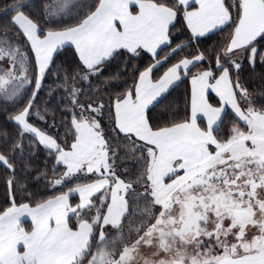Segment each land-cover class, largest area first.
<instances>
[{
    "label": "snow or ice",
    "instance_id": "1",
    "mask_svg": "<svg viewBox=\"0 0 264 264\" xmlns=\"http://www.w3.org/2000/svg\"><path fill=\"white\" fill-rule=\"evenodd\" d=\"M0 184V264H264V0H4Z\"/></svg>",
    "mask_w": 264,
    "mask_h": 264
},
{
    "label": "trees",
    "instance_id": "2",
    "mask_svg": "<svg viewBox=\"0 0 264 264\" xmlns=\"http://www.w3.org/2000/svg\"><path fill=\"white\" fill-rule=\"evenodd\" d=\"M3 2H4V0H0V3H3ZM253 86L255 87L256 84L254 83ZM180 91H182V89ZM37 166H39V165H37ZM2 194H3V186H2V184H0V197H2ZM28 225H30V223L25 221V226L27 227Z\"/></svg>",
    "mask_w": 264,
    "mask_h": 264
},
{
    "label": "crops",
    "instance_id": "3",
    "mask_svg": "<svg viewBox=\"0 0 264 264\" xmlns=\"http://www.w3.org/2000/svg\"><path fill=\"white\" fill-rule=\"evenodd\" d=\"M25 221H27V222H29V223H31V220H30V218H25Z\"/></svg>",
    "mask_w": 264,
    "mask_h": 264
}]
</instances>
